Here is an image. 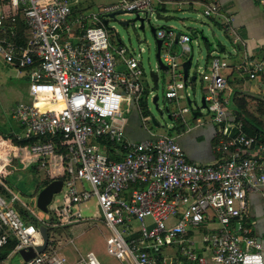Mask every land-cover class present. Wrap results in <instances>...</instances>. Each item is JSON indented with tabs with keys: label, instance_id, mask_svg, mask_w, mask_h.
<instances>
[{
	"label": "built area",
	"instance_id": "2783aa9c",
	"mask_svg": "<svg viewBox=\"0 0 264 264\" xmlns=\"http://www.w3.org/2000/svg\"><path fill=\"white\" fill-rule=\"evenodd\" d=\"M257 2L264 10V0ZM9 3L0 8V57L13 67L30 68V101L12 111L22 128L15 138L48 139L22 149L42 167L48 165L51 180L52 167H58L65 199L43 220L0 181L8 193L0 195V247L14 241L12 254L18 255L42 244L39 226L26 223L16 204L50 230L85 221L80 207L95 199L102 219L93 221L105 228L107 252L122 264H264L262 245L246 220L248 194L264 188V145L246 137L241 124L227 114L220 99L227 88L220 58L212 57L201 79L206 110L219 134L215 150L222 160L191 163L168 135L140 142L124 137L125 103L136 109L142 122L150 120L140 105L145 72L140 55L111 38L103 20L123 11L146 21L184 3L117 0L97 12L87 11L78 0ZM218 11L214 2L203 14L212 17ZM19 16L27 28L24 45L15 41ZM155 36L162 40L160 59L166 66L163 97L176 106L173 119L185 123L190 109L180 106V92L186 89L182 59L191 51L192 38L172 28L158 29ZM263 70L264 61L249 78L256 79ZM154 72L160 73L158 64ZM108 144L115 147L112 155ZM23 264L66 262L49 247ZM76 264L100 263L88 253Z\"/></svg>",
	"mask_w": 264,
	"mask_h": 264
},
{
	"label": "rangeland",
	"instance_id": "374dc122",
	"mask_svg": "<svg viewBox=\"0 0 264 264\" xmlns=\"http://www.w3.org/2000/svg\"><path fill=\"white\" fill-rule=\"evenodd\" d=\"M2 1V2H1ZM10 0H0V7L9 3ZM92 2L91 10L99 11L103 6L116 3L117 0H90ZM87 6V5H86ZM89 9V6H88ZM162 16L171 18L170 21L164 22L151 18L150 24L145 22L144 30L139 29V22H133L135 15L119 14L116 16L117 21H108V31L113 39H119L129 51L137 57L140 55L139 61L144 69V92L142 99L146 101V108L141 107V113L146 111L150 120L147 122L148 128H154L153 132L157 135L165 134L171 128L173 123L172 112L176 109L175 104H170L164 99L162 81H159V88L154 89L150 72L156 70V44L150 28H172L177 34L187 33L193 38V53L191 56V67L189 69L190 77L196 76V81L190 84L188 81L185 91H181L183 95L180 101L181 107H187L190 112L186 117L191 116L192 112H199L206 115V109L201 108V99L206 94L205 84L201 81V73L198 67H201L208 53L206 47L200 42L198 45L197 33L203 30L212 41L217 40V37L222 39L227 48L230 49V43L226 40L221 31L217 28L209 30L207 25L209 19L206 18L202 9L197 7V11H174L165 9L162 11ZM120 21H127L128 25H121ZM217 36V37H216ZM185 60V59H184ZM7 64H0V127L5 132H10L14 129L15 120L12 118V111L19 103H26L30 99L29 84L30 81L24 78H15L11 76ZM192 85V86H191ZM189 95V98L185 97ZM154 96L158 97L156 109L152 102ZM142 101V100H141ZM190 101V102H188ZM190 103V104H189ZM141 105V104H140ZM125 114H129L131 107L129 103L123 105ZM162 112V116L159 114ZM153 117L158 123V127H154L151 121ZM264 121V120H263ZM28 151L20 150L7 141L0 138V157L5 160V166L10 162V166H4L5 170V185L18 195L21 202L32 208L40 219L48 220L54 206L61 204L65 197L64 191L54 195L52 203L48 207V213H42L36 207V199L39 192L43 189L44 182L50 181L48 165L46 168H38V172L32 173L28 169H21L14 160V157H26ZM12 159V160H11ZM0 169V173L3 170ZM42 188V189H41ZM82 215L84 218H93L99 215L95 199L82 205ZM70 230L66 227H60L48 230L49 244L52 249L59 250L58 254L64 256L69 263H75L89 252L93 253L100 264H122L115 257L108 254L106 249L107 231L99 223L88 220L75 224ZM3 264H23L22 259L18 255H12Z\"/></svg>",
	"mask_w": 264,
	"mask_h": 264
},
{
	"label": "crops",
	"instance_id": "0c3cea01",
	"mask_svg": "<svg viewBox=\"0 0 264 264\" xmlns=\"http://www.w3.org/2000/svg\"><path fill=\"white\" fill-rule=\"evenodd\" d=\"M78 1L79 4L82 7L86 8L87 11L94 12L91 10L92 2L90 0ZM180 1L184 3L180 9H178L174 5H170L166 9L179 12L186 10L197 11V7H199L202 9L203 13L207 5L214 2L218 3V13L216 15H213L212 17H206L209 19L207 28L209 30H212L213 28L219 29L223 37L229 41L230 49H228L225 42L222 39L220 40V38H218L217 36V40H215L214 43L211 42L212 44L208 45L202 42L198 38L197 34L196 37L197 40H199L198 45L200 44V42H202V44L206 47L207 53L210 55V59H207L206 57L204 64L201 67H198V70H200V73L207 72L210 68L212 57L217 56L218 58H220L221 62L225 65L221 73L222 76L227 79V88L220 93V99L228 112L227 114L230 116V118L235 120L234 94L235 92L239 91L242 93V95H244V99L247 103V110L251 114L257 115L256 107L258 106L259 99L264 100V70L262 72H259L256 79H250L249 74L252 73L254 68H256L264 61V10L260 7L257 0H204L198 3H193L191 2V0ZM9 4L10 3H7L0 8H7L10 6ZM9 12H11V10H9ZM162 14L163 13L161 11V15ZM235 37H238L239 41L234 42ZM192 43L193 38L190 44L191 51L187 56H185V58L182 59V65L189 59L188 56L190 54L192 55L193 53ZM177 50L178 48L177 46H175L173 49V53H177ZM0 64H6L2 57H0ZM6 66L9 68L11 76L15 78L28 79L30 81V73L27 69L13 67L8 64ZM188 81H190V76ZM188 81L184 82L185 85H187ZM202 83L204 82L202 81ZM29 101L30 99L26 103H29ZM206 112V115H202L199 112H192L191 116L189 117H186L185 115V123H183L181 120L176 121L173 119L171 128L168 129L165 134H160L170 136L169 134L171 132V129L175 127L177 122H180V125L184 126L185 131L181 134H176L171 137L176 139L189 162L201 165L213 164L223 159V156L220 153H217L215 150L219 140L218 129L216 125L212 123L211 115L208 113V111ZM143 117L146 118L145 116ZM123 119L125 120L123 128L124 137L130 142L144 141L150 139L152 135L160 136L153 132L154 128L147 127V121L142 122L141 116L133 106H131V111L129 114H125L123 110ZM154 127L158 126L154 125ZM20 130V126L16 122L15 127L14 129H11V132L15 135H18L20 132H22ZM7 142L13 145L11 142ZM18 149L23 150L22 148ZM13 159L17 161V164L21 169H26L28 166L35 165L37 163V159L30 156L29 154L28 156L23 158L14 157ZM10 164L11 163L9 162L6 166H9ZM263 194L264 188H262V190L259 192H251L248 194V213L246 220L247 224L251 227L253 236H255L262 245L261 254L264 259ZM58 205L54 206V208ZM80 213L82 215V205L80 207ZM96 217L100 216L96 215L93 218L91 217L89 219L83 217V219L85 221L92 219L93 221V219ZM70 226L74 227L76 225L73 224ZM70 226L65 227L70 230ZM210 227L215 228L216 225L212 224ZM49 247L50 244L47 248ZM53 250H55L57 253L59 252V250ZM60 256L65 259L66 264H76L78 262L76 261L75 263H69L64 256Z\"/></svg>",
	"mask_w": 264,
	"mask_h": 264
},
{
	"label": "trees",
	"instance_id": "16d2710c",
	"mask_svg": "<svg viewBox=\"0 0 264 264\" xmlns=\"http://www.w3.org/2000/svg\"><path fill=\"white\" fill-rule=\"evenodd\" d=\"M2 2V1H1ZM9 29V27H7ZM15 41L20 44L24 45L25 42L27 41V28L24 24L23 19L21 16H19L18 23L15 25ZM210 59V55H207V59ZM25 69H30L29 67ZM190 84H193V82H190ZM234 116H235V122L240 123L242 126V132L246 137H251L256 140L257 144H262L264 145V100L259 99L258 106L256 107V114H251L247 110V103L244 99V95H242L241 92L237 91L234 94ZM141 107L144 109L146 108V101L142 99L141 101ZM143 116L146 118L148 117V114L146 111L143 112ZM22 131V128H20ZM185 131L184 126L180 125V122H177L174 128L171 129L170 136L176 135V134H181ZM21 133V132H20ZM0 137H2L3 140L11 142L15 147L18 148H24L28 147L40 142H46L48 139H39V138H22L21 140H17L15 138V134L11 132H5L1 127H0ZM13 146V147H14ZM115 152V147L111 144H108L107 147V153L112 155ZM35 165H30L26 169L32 173H37L38 168L40 167V160H36ZM11 165V164H10ZM9 165V166H10ZM8 167V166H7ZM58 168V167H57ZM5 167L0 173V181L5 184L6 178H5V173H4ZM54 172L56 174L55 168ZM50 181H45L44 182V187H46ZM42 189V188H41ZM0 195H3L5 197H8L7 191L4 189V187L0 184ZM18 214L20 217L26 222L30 224H35L36 226H40V223L31 217V215L24 209L22 208L19 204H16L15 206ZM16 243L14 241H9L7 245L0 247V264H3L5 261L8 260L10 256H12L13 251L15 249Z\"/></svg>",
	"mask_w": 264,
	"mask_h": 264
},
{
	"label": "water",
	"instance_id": "95a60500",
	"mask_svg": "<svg viewBox=\"0 0 264 264\" xmlns=\"http://www.w3.org/2000/svg\"><path fill=\"white\" fill-rule=\"evenodd\" d=\"M119 14H128V13H125L123 11L116 12V13H112V14L107 15V18H109L110 20L117 21L116 16H118ZM155 18L157 20L164 21V22H168L171 20V18L164 17V16L160 15L159 13H157L155 15ZM150 21H151V19L145 21L143 18H141L137 15H135V18L133 19V22H139V24H140L139 29L140 30H144L145 22H148L150 24ZM119 23L121 25H124V26L128 25L127 21H120ZM103 24L108 28V20L107 19L103 20ZM159 29H168V28H159ZM157 30L158 29H155L154 27L150 28V32L153 35L154 40H155V44H156L155 58H156V62L158 64V67L160 69V73L151 71L150 75H149L151 80H152V84H153L154 89L159 88V81L160 80L162 81V84H163V82H164V71H166V66L163 64V62L160 59V48H161L162 40L156 39L155 35H156ZM197 34H198V38L202 42H204L208 45L215 42V41H212L210 39V37L207 36V34L203 30H200ZM190 67H191V56L182 65L184 82H187L189 80V76H190L189 69H190ZM195 80H196L195 76L190 77V81H195ZM157 101H158V97L154 96L152 102L155 105L156 109H158ZM201 108L206 109L204 97L201 99ZM159 114L162 116L161 111H159ZM151 121L154 125L158 126V123L156 122V120L153 117H151ZM4 166H5V160L2 157H0V169ZM54 168H55L56 174L54 172ZM52 175L55 179L51 180V182L39 192L37 199H36L37 209L39 211H41L42 213H45V214L48 213V207L52 203L54 195L61 193L62 186H63L62 180L59 179V175H60L59 169L55 165L52 167ZM99 216H100V219H102L101 212H99ZM39 233H40V236L42 238V244L41 245H38L35 248H28L27 250H20L19 251L18 255L22 259L23 262H28V261L32 260L36 256L37 253H39V254L43 253L46 250V248L48 247V243H49L48 229L45 226L40 225L39 226ZM123 264H125V262H123Z\"/></svg>",
	"mask_w": 264,
	"mask_h": 264
}]
</instances>
